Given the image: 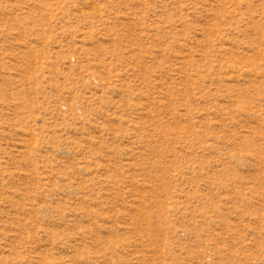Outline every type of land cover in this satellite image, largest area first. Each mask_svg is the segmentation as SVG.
Listing matches in <instances>:
<instances>
[{
    "label": "rangeland",
    "instance_id": "374dc122",
    "mask_svg": "<svg viewBox=\"0 0 264 264\" xmlns=\"http://www.w3.org/2000/svg\"><path fill=\"white\" fill-rule=\"evenodd\" d=\"M0 264H264V0H0Z\"/></svg>",
    "mask_w": 264,
    "mask_h": 264
}]
</instances>
